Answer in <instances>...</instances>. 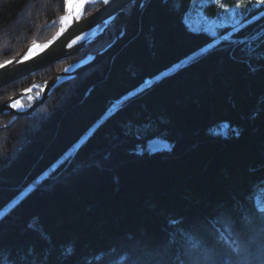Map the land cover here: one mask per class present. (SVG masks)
Here are the masks:
<instances>
[{
  "label": "trees",
  "instance_id": "obj_1",
  "mask_svg": "<svg viewBox=\"0 0 264 264\" xmlns=\"http://www.w3.org/2000/svg\"><path fill=\"white\" fill-rule=\"evenodd\" d=\"M191 2L146 0L106 60L32 115L0 116V264H264V2L244 0L238 25L257 16L219 40L186 21ZM132 9L0 103L106 48ZM64 13L0 0V64L51 40Z\"/></svg>",
  "mask_w": 264,
  "mask_h": 264
},
{
  "label": "water",
  "instance_id": "obj_2",
  "mask_svg": "<svg viewBox=\"0 0 264 264\" xmlns=\"http://www.w3.org/2000/svg\"><path fill=\"white\" fill-rule=\"evenodd\" d=\"M68 2L69 0H65L64 16L69 15L67 10ZM71 2L75 3V0H71ZM145 2L146 0H109L105 4L103 1V5L100 8L88 15H81L79 19L75 18L76 12H72L71 15L73 18L71 22L67 25L63 23L61 28L64 29L63 32L60 29L47 42L31 43L18 55L2 63L4 67H0V89L80 53L95 40L104 36L111 23L129 5L133 6L132 13L121 33L106 48L97 53L89 54L78 61L62 66L50 79L44 82L43 87L36 96H33V89L36 87V84H34L32 87L0 103V115L11 114L13 116L8 125H11L13 120L17 118L32 115L50 99L51 95L60 85L75 79L91 67L106 60L131 35ZM34 44L40 46L47 45V47H44L42 51L36 49L35 54L30 55V50L33 49ZM26 55L30 57L27 60L24 59ZM9 61L11 63H8ZM24 97L35 98L30 105H25L22 102ZM17 102L21 106L19 108L13 107L12 105ZM150 147L152 150L162 148L165 147V143L157 140L151 142Z\"/></svg>",
  "mask_w": 264,
  "mask_h": 264
},
{
  "label": "rangeland",
  "instance_id": "obj_3",
  "mask_svg": "<svg viewBox=\"0 0 264 264\" xmlns=\"http://www.w3.org/2000/svg\"><path fill=\"white\" fill-rule=\"evenodd\" d=\"M211 1L212 0H192L190 6L185 11V16L184 17H185L186 21L188 23H190V25H191V27L193 29L205 30V31L209 32L210 34H212L213 36H216L217 40L222 39L223 37L229 36L231 33L238 32L237 30L239 28H241V26L244 23H247L249 20L254 19L257 16V14H258V13H254L253 15H251L249 17V19H247L246 21H244L240 25H238L240 23V19L238 18L237 11H235V9L240 10L241 7H236L235 6L236 3H231L232 0H222V2L224 3L225 7L224 8H219L218 7V0H215V2L217 3L216 6H215L216 10L212 14L211 13L212 4L208 5V7H205V5H207L208 3H211ZM94 2H97V0H94ZM94 2H93V0L87 1L85 3V5H84L83 12H85L86 6L89 3H94ZM230 13H231V15H230ZM229 15H230V17H229ZM229 23H230V25H232V26L235 25L236 27L235 28H230V29L226 28V26ZM62 26H63V24L61 25V28H62ZM212 43H210L209 45H211ZM42 87H43V85L41 86V88ZM34 98L35 97H33L32 100H34Z\"/></svg>",
  "mask_w": 264,
  "mask_h": 264
},
{
  "label": "snow or ice",
  "instance_id": "obj_4",
  "mask_svg": "<svg viewBox=\"0 0 264 264\" xmlns=\"http://www.w3.org/2000/svg\"><path fill=\"white\" fill-rule=\"evenodd\" d=\"M93 2H94V0H93ZM108 2H109V0H104V3L105 4H107ZM259 2H264V0H259ZM235 6L236 7H242V6H244V0H237ZM218 7L219 8H224L225 7V5L222 2V0H218ZM83 8H84V3L83 2L74 4V3L71 2V0H69V2L67 3V10H68L69 15H66V16L61 17L60 18L61 23L63 24L65 22H68V23L71 22V19L73 18L72 15H71L73 9L76 10L75 18L76 19H79L80 16L83 14ZM63 31H64V29H61V32H63ZM73 43H75V41H73ZM44 47H47V45L40 46V45H35L34 44L33 49L30 50V55H34L36 49H39V50L42 51ZM29 58L30 57L28 55H26L24 57L25 60H27ZM8 63H11V61H9ZM0 67H4V65L3 64H0ZM12 106L13 107H16V108H19L21 105H20L19 102H17L15 104H13Z\"/></svg>",
  "mask_w": 264,
  "mask_h": 264
},
{
  "label": "bare ground",
  "instance_id": "obj_5",
  "mask_svg": "<svg viewBox=\"0 0 264 264\" xmlns=\"http://www.w3.org/2000/svg\"><path fill=\"white\" fill-rule=\"evenodd\" d=\"M77 3H81V2H83L84 3V5H85V3L87 2V1H89V0H75ZM97 1H100V0H97ZM104 1V0H103ZM76 2L74 3V4H76ZM72 12H76V10L75 9H73V11ZM65 14V13H64ZM64 14H63V16H64ZM83 14H84V12H83ZM82 14V15H83ZM62 16V17H63ZM68 24V22H65V25H67ZM77 78V77H76ZM24 91V90H23ZM227 132V131H226Z\"/></svg>",
  "mask_w": 264,
  "mask_h": 264
}]
</instances>
